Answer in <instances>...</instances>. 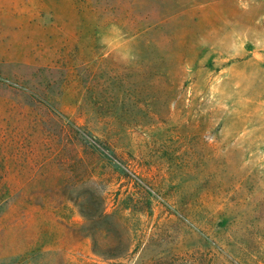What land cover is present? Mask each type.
<instances>
[{"label":"rangeland","instance_id":"rangeland-1","mask_svg":"<svg viewBox=\"0 0 264 264\" xmlns=\"http://www.w3.org/2000/svg\"><path fill=\"white\" fill-rule=\"evenodd\" d=\"M0 264H264V0H0Z\"/></svg>","mask_w":264,"mask_h":264}]
</instances>
